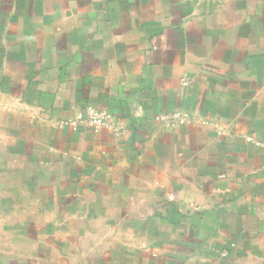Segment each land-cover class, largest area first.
<instances>
[{
    "label": "crops",
    "instance_id": "1",
    "mask_svg": "<svg viewBox=\"0 0 264 264\" xmlns=\"http://www.w3.org/2000/svg\"><path fill=\"white\" fill-rule=\"evenodd\" d=\"M263 144L264 0H0V264H264Z\"/></svg>",
    "mask_w": 264,
    "mask_h": 264
},
{
    "label": "built area",
    "instance_id": "2",
    "mask_svg": "<svg viewBox=\"0 0 264 264\" xmlns=\"http://www.w3.org/2000/svg\"><path fill=\"white\" fill-rule=\"evenodd\" d=\"M159 120L164 122L170 121L168 116H161L159 117ZM117 125L118 122L115 120L114 116L94 108H89L87 110L86 116L83 119L76 122H69L67 124V126L74 131H78L81 127L89 130L99 131L108 127H116Z\"/></svg>",
    "mask_w": 264,
    "mask_h": 264
}]
</instances>
